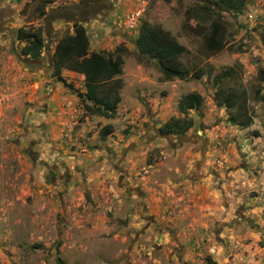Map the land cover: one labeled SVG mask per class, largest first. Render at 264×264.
<instances>
[{"label":"rangeland","instance_id":"rangeland-1","mask_svg":"<svg viewBox=\"0 0 264 264\" xmlns=\"http://www.w3.org/2000/svg\"><path fill=\"white\" fill-rule=\"evenodd\" d=\"M77 1L0 5L16 10L17 23L45 32L50 9ZM209 1L114 0L113 15L82 23L92 48L118 45L141 63L148 57L136 48V31L118 26L123 15L142 11L141 21L178 36L203 95L201 108L183 116L193 123L186 134L203 129L206 145L172 146L161 137V125L181 115L179 96L168 87L144 95L145 71L139 94L133 83L127 88L106 138L99 130L107 120L76 91L86 90L84 75L64 74L73 90L55 70L30 71L14 57L2 64L0 264H264V0H246L240 14L221 7L195 20L186 15ZM216 20L226 46L213 53L205 39ZM73 32L74 24L54 22L51 54ZM134 60L126 62L131 79ZM229 91L241 95L234 107Z\"/></svg>","mask_w":264,"mask_h":264},{"label":"trees","instance_id":"trees-1","mask_svg":"<svg viewBox=\"0 0 264 264\" xmlns=\"http://www.w3.org/2000/svg\"><path fill=\"white\" fill-rule=\"evenodd\" d=\"M245 6L246 0H212L198 5L197 17H204L201 12L210 15V12L214 13L221 7L235 14H240ZM225 36L226 30L222 22L214 21L205 39L209 50L213 53L223 50L226 46ZM19 38L30 40L26 53L32 52L34 57L41 56L46 39L43 31L22 28ZM89 45L90 39L86 27L83 24L75 23L74 32L60 39L55 46L53 53L55 73L65 87L73 90H76L73 83L69 82L62 74V69L66 67L83 73L87 90L86 92L76 91L85 100L91 101L85 105L87 110L91 114L108 118L115 117L118 104L121 101L120 90L123 81L120 76L123 73V60L121 57L116 58L112 54L107 56L96 51L89 53ZM137 46L142 53L148 54L158 61L167 80L190 77V71L179 60V57L186 52V46L162 26L144 22L140 28ZM192 77L198 78V74L193 73ZM217 79L219 78L217 77ZM239 98H241L240 94L229 91L226 95V103L228 106L234 107ZM184 99L195 102L194 108L196 110H199L203 103V97L198 93H188ZM235 118L237 120V117ZM250 123V118L243 115L241 124L249 125ZM192 125L191 121L186 124L183 119L172 117L160 127V131L169 135H184ZM111 132L112 125H106L102 130L103 137L108 136Z\"/></svg>","mask_w":264,"mask_h":264},{"label":"crops","instance_id":"crops-1","mask_svg":"<svg viewBox=\"0 0 264 264\" xmlns=\"http://www.w3.org/2000/svg\"><path fill=\"white\" fill-rule=\"evenodd\" d=\"M196 9V10H195ZM114 10V9H113ZM111 11L107 16H102L101 18H104V19H107L108 17H110L111 15H113V12L114 11ZM186 11V15H188V16H190V17H192V19L193 20H195V15L197 16L198 14H197V7L195 8V5L192 7V8H186L185 9ZM211 13V12H210ZM134 15V19H132L131 18V16H133ZM118 16H121V15H119L118 14ZM124 16V18H125V20L123 21V23H121L120 22V24L118 25V26H121V27H124L125 28V30H128V28H133V31L135 30L136 31V33H137V37L135 38V45H136V48H138V46H137V39H138V37H139V34H140V28H141V26H142V24L144 23V22H148V21H146V20H144V21H141V16H142V11H136V12H132V13H129L127 16H125V15H123ZM104 21V20H103ZM115 22H116V20H115ZM150 23V22H149ZM152 24H154V23H152ZM158 25H160V26H162L161 24H158ZM85 27L87 26V25H84ZM165 30H167V31H169L171 34H172V32L169 30V29H167V28H165L164 26H162ZM86 29H87V27H86ZM105 30L106 29H104V31H102V34H107L108 33V31L106 30V32H105ZM180 43H182L183 45H185L186 46V52L185 53H187V45L185 44V43H183V42H181V40L178 38V36H176L175 34H172ZM138 50H139V48H138ZM88 51H89V53L90 52H93V51H96V52H102V53H104L105 55H107V56H109V55H114V57H121L122 58V60H123V64H122V67H123V73L121 74V79H122V81H123V86H122V88H121V90H120V95H121V101H122V97H124V94L126 93V91H127V88L129 87V86H131V84L133 83V91L134 92H136L137 94H139V92H140V88H141V82H140V79H139V74H142L144 71H145V73H146V78H145V80H148V84L149 85H145V86H143L144 88H143V91H142V93L144 94V95H149L150 93H149V91H148V89H150V90H152V89H156V90H161V88L162 87H168L169 89L171 88V92H172V95L173 96H179V99L177 100V103H176V109H177V111L179 110V112L181 113V115H179L178 113H176V117L175 118H180V119H183V116H185L186 114H189L190 112H194L196 109L194 108L195 107V102H193V101H191V100H185L184 98H185V96L188 94V93H198V94H200L202 97H203V95L200 93V92H198V91H195V84L193 83V82H195L194 80H195V78L194 77H192V74L193 73H195V70H190L184 63H183V61L181 60V57H182V55L179 57V60L181 61V63H182V65L185 67V68H187L189 71H190V77L189 78H187V79H179V78H174V79H172V80H167L166 78H165V75H164V73H163V71H162V69H161V67H160V65H159V63H158V61L156 60V59H154V58H151L148 54H144V53H142L140 50H139V54L140 55H142V56H146V57H148V59H146L145 61H147V62H138V61H136V60H134V58H132V57H129V56H127V53L124 51V49L123 48H121L120 46H118V45H116V46H114V47H111L110 49H108L107 51L106 50H100V49H94V48H92V45H91V43H90V45H89V49H88ZM54 53V52H53ZM184 53V54H185ZM134 60V65H132V67H133V73H134V78H133V76H132V79L129 77H127V75H126V70H127V68L129 67L127 64H126V62L128 61V60ZM148 62L150 63V64H148ZM147 63V66L146 67H148V68H145V65L144 64H146ZM133 64V63H132ZM152 64L153 65H156V66H158V70H155L154 71V69L152 70ZM146 69H149V71H146ZM153 73V74H152ZM62 74L64 75V74H69V75H72V76H74L75 74H82V75H84L83 73H80V72H77V71H73V70H70V69H68V68H66V67H64L63 69H62ZM84 77H85V75H84ZM192 77V78H191ZM123 78H125V79H123ZM131 80H134L133 82H131ZM175 81H178V84H177V88H175L174 86H173V83L175 82ZM86 82V81H85ZM125 82V83H124ZM170 83V84H169ZM187 83H189V85H187ZM166 84H169V85H166ZM85 89H86V85H85ZM87 90V89H86ZM86 90L84 91V92H86ZM153 91V90H152ZM162 91V90H161ZM133 92V93H134ZM120 101V102H121ZM119 102V103H120ZM88 103H91V101H89L88 100ZM118 106H119V104H118ZM193 106V107H192ZM117 111H118V108H117ZM176 111V112H177ZM191 114V113H190ZM94 115H97V114H94ZM97 116H100V117H103V118H105L106 120H107V122L105 123V125H103L102 127H101V129L99 130V134L100 135H102L103 136V134L104 133H102V130H103V128L106 126V125H112V132L110 133V134H112L115 130H114V127H115V121H114V119L116 118V116H117V112H116V116L115 117H110V118H108V117H105V116H101V115H97ZM172 118V117H171ZM171 118H169V119H171ZM168 119V120H169ZM167 120V121H168ZM165 123V122H164ZM163 123V124H164ZM162 126V125H161ZM109 134V135H110ZM108 135V136H109ZM108 136H106V138L108 137Z\"/></svg>","mask_w":264,"mask_h":264},{"label":"flooded vegetation","instance_id":"flooded-vegetation-1","mask_svg":"<svg viewBox=\"0 0 264 264\" xmlns=\"http://www.w3.org/2000/svg\"><path fill=\"white\" fill-rule=\"evenodd\" d=\"M113 9H114V0H94L90 3V5L87 8L74 12L73 17L74 19L75 18L81 19V18H85L86 16H90L91 19H95L98 16L100 17L107 16ZM17 15L18 14L16 13L15 9H12L5 5H0V68L2 67V64H5L7 62V58L9 57H14L19 64L23 65L18 58V56H20L22 59H25L30 62H33L34 60L37 59L42 60V62L38 64L34 61L33 67L31 68L27 67L30 71L38 72L41 70V73H43L44 75H47L51 71H54L55 63L53 61V64H51L49 61V57H48L49 54L45 50L46 43L44 44L43 51L40 57H34L32 52L26 53V48L30 45V40L29 39L21 40L19 38L20 30L26 27L16 22ZM57 21L61 22L60 20ZM75 23L82 24L85 22L74 20L72 24ZM45 32L43 33L46 38ZM44 53L48 57L47 62L45 57H43ZM120 171L121 173L119 179L122 180L124 178V173L122 169H120ZM122 185L125 187L126 183L124 184L123 182ZM149 219H153V218L151 217Z\"/></svg>","mask_w":264,"mask_h":264},{"label":"water","instance_id":"water-1","mask_svg":"<svg viewBox=\"0 0 264 264\" xmlns=\"http://www.w3.org/2000/svg\"><path fill=\"white\" fill-rule=\"evenodd\" d=\"M94 1V0H78L76 3L71 4V5H66L57 9H50L45 17H44V23H45V27H46V45H45V50L48 52L49 54V61L51 64H53V54H51V47H52V43L54 41L55 38V34H54V22H56L57 20H60L63 23L66 22H70L72 23L74 20L76 21H80V22H86L89 23L91 20L90 16H86L85 18H81V19H77L73 17L74 12L80 11L81 9H85L87 8L90 3ZM87 15V14H86ZM19 60L21 61V63L23 65H25L28 68L33 67L34 61L38 64L41 63L42 60L41 59H37L34 60L33 62L27 61L25 59H22L20 56H18ZM161 137L165 138L168 140V142L170 143V145L172 146H177V145H181L185 142H194L200 139L202 141V143L204 145H206L207 143V139L204 138L203 136V129L196 131L193 133V135H181L179 137H172L169 134H165V133H161ZM202 156H204V149L202 150Z\"/></svg>","mask_w":264,"mask_h":264},{"label":"built area","instance_id":"built-area-1","mask_svg":"<svg viewBox=\"0 0 264 264\" xmlns=\"http://www.w3.org/2000/svg\"><path fill=\"white\" fill-rule=\"evenodd\" d=\"M132 17H133V18H132ZM131 18H132V19H134V15H133V16H131Z\"/></svg>","mask_w":264,"mask_h":264}]
</instances>
